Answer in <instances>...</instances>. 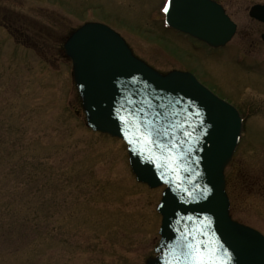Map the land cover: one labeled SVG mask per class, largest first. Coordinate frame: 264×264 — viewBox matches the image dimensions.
I'll list each match as a JSON object with an SVG mask.
<instances>
[{"label":"rangeland","instance_id":"1","mask_svg":"<svg viewBox=\"0 0 264 264\" xmlns=\"http://www.w3.org/2000/svg\"><path fill=\"white\" fill-rule=\"evenodd\" d=\"M224 2L238 31L213 51L164 29L154 16L160 0H0V264H143L155 243L159 190L152 197L135 183L122 142L85 127L61 53L87 21L121 33L156 68L190 70L251 105L226 189L233 217L264 233V65L253 64L264 46L248 17L264 0ZM20 16L25 28L34 20L55 32L38 51L50 60L22 44L26 33L13 22Z\"/></svg>","mask_w":264,"mask_h":264},{"label":"water","instance_id":"2","mask_svg":"<svg viewBox=\"0 0 264 264\" xmlns=\"http://www.w3.org/2000/svg\"><path fill=\"white\" fill-rule=\"evenodd\" d=\"M207 4V0H174L167 13V23L198 38L218 39L215 43L223 44L234 26L225 16L207 14ZM215 17L220 20L212 23ZM214 23L221 30H212ZM102 32L116 38L110 46V54L103 58L73 42L78 34ZM64 49L72 61L74 81L91 128L123 138L120 131L123 125L107 113L120 98L124 90L121 84H124L128 91H142L147 86L169 100H178L181 117L185 113L187 116V130L195 129L188 143L182 145L184 153L192 149L191 154L185 155L179 164L176 157L180 149L168 156L142 141V149L151 152L157 164L164 168V183L158 179L159 173L144 172L129 149L130 163L139 180L150 186L167 185L160 203L163 209L159 205L163 219L162 238L156 248L158 255L147 264H169L177 259L179 264H185L177 241L188 232L203 243L206 260L210 258L215 264H264V237L231 221L228 214L223 169L239 139L240 119L236 110L212 95L189 73L174 71L161 75L151 69L134 57L124 40L104 24L91 22L80 26L68 36ZM176 83L181 87L173 90ZM100 111L104 112L105 119L98 118ZM201 121L203 127H200ZM129 133L133 134L131 128ZM180 139L183 140L182 134Z\"/></svg>","mask_w":264,"mask_h":264},{"label":"snow or ice","instance_id":"3","mask_svg":"<svg viewBox=\"0 0 264 264\" xmlns=\"http://www.w3.org/2000/svg\"><path fill=\"white\" fill-rule=\"evenodd\" d=\"M173 2L174 0H169V5ZM163 10L168 13L169 6L166 5ZM115 40L116 38L111 34L103 32L97 35L78 34L73 38L77 47H86L100 58L110 54V46L115 43ZM179 87L181 85L176 83L173 90ZM121 88L124 90L121 91L120 98L108 110L107 116L114 118L115 121H119L123 125L120 128L123 139L130 151L136 155L137 163L142 165V170L146 173H159L158 179L164 183L166 180L164 168L157 164L151 152L142 149V141H147L168 156L174 150L180 149L179 155L176 157L177 164H179L185 155L191 154L192 149H189L186 154L182 145L188 143V138L193 135L195 129L187 130V116L185 113V116L181 117L180 110H178V100H169L164 95L156 94L147 86L142 91L139 89L128 91L124 84H121ZM97 116L100 119H105L103 111L97 113ZM200 127H203V121H201ZM130 128L133 130L131 135L129 133ZM181 134L183 140L180 139ZM154 169L155 172H153ZM168 182L170 183V181ZM160 207L163 209L164 205L161 204ZM177 243L180 245V256L185 264H215V261L210 258L206 260L205 246L202 242L197 241L191 232L185 233ZM169 264H179V259L170 261Z\"/></svg>","mask_w":264,"mask_h":264},{"label":"flooded vegetation","instance_id":"4","mask_svg":"<svg viewBox=\"0 0 264 264\" xmlns=\"http://www.w3.org/2000/svg\"><path fill=\"white\" fill-rule=\"evenodd\" d=\"M213 1H215L223 10H224V12L227 14V15H229L230 16V14H229V12L227 11L228 9H227V6L225 5V0H213ZM262 4H264V3H262ZM252 5H254V4H252ZM252 5H250L249 6V8H248V17L251 19V21H253V22H255L257 25H259V30H258V34H259V37H260V42L263 44V46H264V38H263V35H264V23L262 22V21H259V20H256V19H254V18H251L250 16H249V11H250V8H251V6ZM231 17V16H230ZM234 20V19H233ZM235 21V20H234ZM235 23H236V25H237V29H236V32L238 31V23L235 21ZM5 27H7L8 28V26H6L5 25ZM236 34V33H235ZM17 35H18V37H20V35H19V33L17 32ZM21 38V37H20ZM22 38H24V37H22ZM21 38V39H22ZM241 47H239V49L238 50H240L239 52L241 53V54H238L239 52H237V50L235 51V56H234V59H235V63H238V64H242V62H244L245 60H246V56H245V51L243 50V49H240ZM207 49H209V50H213V51H218V50H221L222 48H218V49H213V48H210V47H208L207 46ZM237 54H238V56H237ZM63 56V55H62ZM45 57V58H44ZM43 58H44V60L45 61H47V60H50L48 57H46V54H45V56H44ZM64 57V56H63ZM65 58V57H64ZM66 59V58H65ZM50 62V61H49ZM253 64H254V66H256V67H259V66H263L264 65V51H262V52H258L257 51V53H255V57H254V61H253ZM207 87L212 91V92H214L215 94H217L218 96H220V97H222V98H224V99H226L227 101H229V102H231L232 104H234L236 107H237V109L239 110V112L241 113V115H242V117H243V120H244V122H245V120H246V115H247V113L248 112H250V108H251V105L250 104H240V103H237V102H235V101H233V100H229L228 98H225L224 96H222L221 94H219L218 92H217V90L214 88V87H211V86H209V85H207ZM75 95V97H76V99H77V103H78V106H79V109L82 111V109H81V105H80V101H79V98H78V96L76 95V94H74ZM70 103V102H69ZM243 137H244V131L242 132V138H241V142H242V140H243ZM241 142H240V144H241ZM239 144V145H240ZM226 175V174H225ZM236 178H238V175H237V177ZM64 182L63 184V186H66V175H64L63 177H60V184L62 185V183L61 182ZM227 187V186H226ZM256 188H259V186H258V184L256 183ZM227 193H228V191H227ZM228 196H229V194H228ZM154 212H155V209H154ZM231 213V212H230ZM231 216L233 217V215L231 214ZM233 219H236L235 217H233ZM237 221H239L238 219H236ZM158 222V221H157ZM239 222H242V221H239ZM243 223V222H242ZM156 227H157V225H156ZM156 241H157V233H156V236H155V243H156ZM155 243H154V245H155ZM153 245V246H154ZM153 246H152V248H153ZM151 252H152V250H151ZM150 255V254H149ZM148 256V255H147ZM146 256V257H147ZM145 257V258H146ZM144 258V259H145ZM144 262V261H143Z\"/></svg>","mask_w":264,"mask_h":264},{"label":"trees","instance_id":"5","mask_svg":"<svg viewBox=\"0 0 264 264\" xmlns=\"http://www.w3.org/2000/svg\"><path fill=\"white\" fill-rule=\"evenodd\" d=\"M13 22L15 25H17L15 29H21L22 31H24V33H26V34H24L25 36H23V34H21V36L24 37V38H22L23 44L26 46H29L33 49H36L37 52L40 51V44L44 45L48 41V38L51 39L55 33L50 28L43 26L42 24H40L39 22L34 21V20L31 21V24L29 23L28 28H25V27H27V25H26L27 21L25 20V18H23L21 16L15 17L13 19ZM35 23H36V25H34ZM24 29H28V30H24ZM31 29H32V31H31ZM30 31L35 36L34 38L29 36ZM15 32H16V30L14 31V33L13 32L12 33L14 36H17V34ZM53 38H55V36Z\"/></svg>","mask_w":264,"mask_h":264},{"label":"bare ground","instance_id":"6","mask_svg":"<svg viewBox=\"0 0 264 264\" xmlns=\"http://www.w3.org/2000/svg\"><path fill=\"white\" fill-rule=\"evenodd\" d=\"M234 35H235V34H234ZM234 35H232V37L229 39V41L233 38ZM229 41H227V42L225 43V45H227V44L229 43ZM156 191H157V190H154V192H153V194H152V197L156 196Z\"/></svg>","mask_w":264,"mask_h":264}]
</instances>
